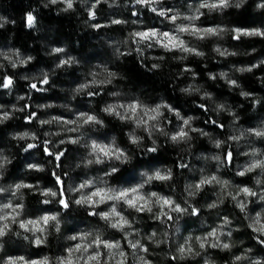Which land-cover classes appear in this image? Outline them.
I'll return each mask as SVG.
<instances>
[{"label": "clouds", "instance_id": "1", "mask_svg": "<svg viewBox=\"0 0 264 264\" xmlns=\"http://www.w3.org/2000/svg\"><path fill=\"white\" fill-rule=\"evenodd\" d=\"M0 264H264V0H0Z\"/></svg>", "mask_w": 264, "mask_h": 264}, {"label": "trees", "instance_id": "2", "mask_svg": "<svg viewBox=\"0 0 264 264\" xmlns=\"http://www.w3.org/2000/svg\"><path fill=\"white\" fill-rule=\"evenodd\" d=\"M24 47H27V45L25 44ZM142 79V78H141ZM154 159H158V158H154ZM19 167V165H17V168ZM15 171V170H14Z\"/></svg>", "mask_w": 264, "mask_h": 264}]
</instances>
